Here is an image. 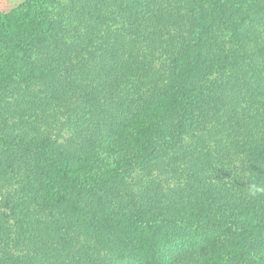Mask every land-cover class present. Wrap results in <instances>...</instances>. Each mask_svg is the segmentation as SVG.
<instances>
[{"label": "trees", "instance_id": "16d2710c", "mask_svg": "<svg viewBox=\"0 0 264 264\" xmlns=\"http://www.w3.org/2000/svg\"><path fill=\"white\" fill-rule=\"evenodd\" d=\"M27 7L0 14V264H264V0Z\"/></svg>", "mask_w": 264, "mask_h": 264}, {"label": "rangeland", "instance_id": "374dc122", "mask_svg": "<svg viewBox=\"0 0 264 264\" xmlns=\"http://www.w3.org/2000/svg\"><path fill=\"white\" fill-rule=\"evenodd\" d=\"M29 4V0H0V14H9L11 13L12 11H15L17 9L21 10L23 7L25 8H28L27 5ZM29 7H31L29 5ZM37 92H39L40 90H38L36 88ZM40 93V92H39ZM4 105V102H3V99L0 97V105ZM14 102H12L11 106L10 107H7V112H6V116L8 117L9 116V113L12 115H14L15 113L18 114V116H20L21 114V108L19 109L18 107H16ZM64 121V119H63ZM62 122V121H61ZM18 133V132H17ZM61 135L62 137L59 139L61 140L62 142H67V141H70L71 139H75V140H78V135H77V132L73 131V130H70L68 128H62L61 129ZM38 139V137H37ZM17 150H21L20 148H18ZM1 198V196H0ZM8 214L10 215V212L5 209V205L2 204V201H0V223H1V216L3 215L4 219L5 217L9 218L8 217ZM11 225H12V219L10 218L9 219ZM4 224V223H3ZM3 227H6L5 224L3 225ZM10 227L8 229V231L10 232Z\"/></svg>", "mask_w": 264, "mask_h": 264}]
</instances>
